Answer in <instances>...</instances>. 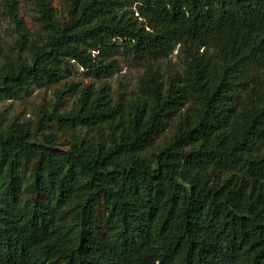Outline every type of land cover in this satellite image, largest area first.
<instances>
[{"label": "trees", "instance_id": "1", "mask_svg": "<svg viewBox=\"0 0 264 264\" xmlns=\"http://www.w3.org/2000/svg\"><path fill=\"white\" fill-rule=\"evenodd\" d=\"M53 1L0 0V100L55 95L0 111V264H264V0Z\"/></svg>", "mask_w": 264, "mask_h": 264}, {"label": "rangeland", "instance_id": "2", "mask_svg": "<svg viewBox=\"0 0 264 264\" xmlns=\"http://www.w3.org/2000/svg\"><path fill=\"white\" fill-rule=\"evenodd\" d=\"M18 3L20 15L29 27L35 29L37 24L33 18L35 11L33 10L34 5L32 0H19ZM53 3L60 13L65 14L63 0H54ZM0 33L5 39L6 46L12 45L15 39L18 38L17 25L3 6L0 7ZM166 60H170L177 66L181 65L182 57L179 54L178 47ZM142 72L143 68L139 64L121 61L120 69L113 75L107 77L106 81L109 82L114 89L122 88L130 91L136 88ZM68 79L85 83L98 81L91 72L87 71L76 62L72 63ZM54 99V87L36 86L29 94L22 93L15 98H5L0 100V111H4L7 117L20 115L22 119L33 121L35 119L34 112L38 108V105L44 103L48 104L53 102ZM71 102L72 100H68L66 105L69 106Z\"/></svg>", "mask_w": 264, "mask_h": 264}]
</instances>
